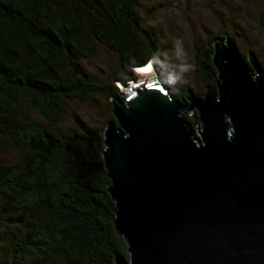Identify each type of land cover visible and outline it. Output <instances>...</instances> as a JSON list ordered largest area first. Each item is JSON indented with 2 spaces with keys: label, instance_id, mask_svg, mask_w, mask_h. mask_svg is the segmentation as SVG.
<instances>
[{
  "label": "trees",
  "instance_id": "1",
  "mask_svg": "<svg viewBox=\"0 0 264 264\" xmlns=\"http://www.w3.org/2000/svg\"><path fill=\"white\" fill-rule=\"evenodd\" d=\"M143 2L0 0V264L129 262L127 244L113 230L102 156L107 124L115 121L111 98L138 80L131 68H157L164 53L161 39L141 23ZM260 24L264 29V13ZM216 39L236 44L226 31L196 44L194 72L205 93L217 90ZM99 46L119 63L105 80L82 68ZM190 91L185 86L173 99ZM96 93L109 99L107 121L64 127L67 103ZM187 122L200 123L197 114Z\"/></svg>",
  "mask_w": 264,
  "mask_h": 264
},
{
  "label": "water",
  "instance_id": "2",
  "mask_svg": "<svg viewBox=\"0 0 264 264\" xmlns=\"http://www.w3.org/2000/svg\"><path fill=\"white\" fill-rule=\"evenodd\" d=\"M212 62L217 90L203 98L177 102L130 67L140 79L110 100L102 158L129 253L117 264H264V70L230 39Z\"/></svg>",
  "mask_w": 264,
  "mask_h": 264
},
{
  "label": "rangeland",
  "instance_id": "3",
  "mask_svg": "<svg viewBox=\"0 0 264 264\" xmlns=\"http://www.w3.org/2000/svg\"><path fill=\"white\" fill-rule=\"evenodd\" d=\"M263 13L264 0H144L138 10L144 29L156 34L164 45L158 67L152 64V69L169 86L171 97L187 86L202 98L205 90L194 72L196 44L206 46L212 37L229 32L241 55L247 60L251 53L264 70V29L260 24ZM82 68L105 80L108 73L119 70V63L113 53L99 46L95 57L83 62ZM108 104L109 99L103 93L94 94L87 102H68L62 125L99 127L108 119ZM199 125L194 128L196 132ZM7 159L12 161L13 155ZM1 234L5 237L3 230Z\"/></svg>",
  "mask_w": 264,
  "mask_h": 264
},
{
  "label": "bare ground",
  "instance_id": "4",
  "mask_svg": "<svg viewBox=\"0 0 264 264\" xmlns=\"http://www.w3.org/2000/svg\"><path fill=\"white\" fill-rule=\"evenodd\" d=\"M147 70H153L152 69V66L151 65H147L145 67H142L140 69H137V71H140V72H144V71H147Z\"/></svg>",
  "mask_w": 264,
  "mask_h": 264
},
{
  "label": "clouds",
  "instance_id": "5",
  "mask_svg": "<svg viewBox=\"0 0 264 264\" xmlns=\"http://www.w3.org/2000/svg\"><path fill=\"white\" fill-rule=\"evenodd\" d=\"M148 65H151L152 66V64H148Z\"/></svg>",
  "mask_w": 264,
  "mask_h": 264
}]
</instances>
